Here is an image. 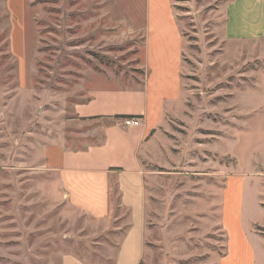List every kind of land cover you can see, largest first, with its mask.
Instances as JSON below:
<instances>
[{
	"label": "rangeland",
	"instance_id": "rangeland-1",
	"mask_svg": "<svg viewBox=\"0 0 264 264\" xmlns=\"http://www.w3.org/2000/svg\"><path fill=\"white\" fill-rule=\"evenodd\" d=\"M172 2L183 92L142 162V264H264V156L249 173L261 208L247 193L243 210L236 190L224 207L221 193L236 171L233 138L261 100L264 46L225 40L228 0ZM148 16V0H0V264H62L66 254L114 264L123 224H101L64 200L43 149L85 129L73 126L77 103L140 88L147 64L167 62L145 50Z\"/></svg>",
	"mask_w": 264,
	"mask_h": 264
},
{
	"label": "crops",
	"instance_id": "crops-1",
	"mask_svg": "<svg viewBox=\"0 0 264 264\" xmlns=\"http://www.w3.org/2000/svg\"><path fill=\"white\" fill-rule=\"evenodd\" d=\"M148 1L145 50L149 52L152 48L154 54L167 53L170 58L167 62L147 64L149 74L140 88L104 89L77 103L73 126L85 129L70 133L63 130V135L45 144L43 149V167L56 174L64 200L101 224H123L118 228H122L123 234L117 243L114 264H142L144 260L148 189L142 162L157 145L158 129L167 114L182 100L184 38L173 2ZM224 15L227 42H259L264 46V0H228ZM260 80L259 105L245 113L249 114L248 127L238 130L233 138L230 152L236 160V171L228 175L221 188L224 207L232 190H236L239 200L245 197V204L243 200L241 203L243 210L249 204L247 193H251L253 203L260 207L259 188H253L257 179L249 175L264 156V73ZM126 117L139 119L140 125L125 127ZM249 237L260 246L258 236L251 230ZM62 264L86 263L66 254Z\"/></svg>",
	"mask_w": 264,
	"mask_h": 264
},
{
	"label": "built area",
	"instance_id": "built-area-1",
	"mask_svg": "<svg viewBox=\"0 0 264 264\" xmlns=\"http://www.w3.org/2000/svg\"><path fill=\"white\" fill-rule=\"evenodd\" d=\"M123 124L125 127H136L140 125L139 119L136 118H124L123 119Z\"/></svg>",
	"mask_w": 264,
	"mask_h": 264
}]
</instances>
